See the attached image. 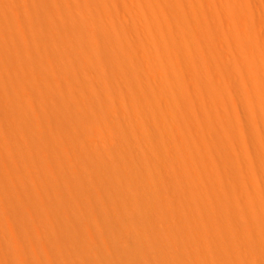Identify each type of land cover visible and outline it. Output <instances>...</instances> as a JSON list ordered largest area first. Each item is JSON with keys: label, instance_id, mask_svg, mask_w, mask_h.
<instances>
[{"label": "bare ground", "instance_id": "obj_1", "mask_svg": "<svg viewBox=\"0 0 264 264\" xmlns=\"http://www.w3.org/2000/svg\"><path fill=\"white\" fill-rule=\"evenodd\" d=\"M132 256L264 264V0H0V264Z\"/></svg>", "mask_w": 264, "mask_h": 264}, {"label": "rangeland", "instance_id": "obj_2", "mask_svg": "<svg viewBox=\"0 0 264 264\" xmlns=\"http://www.w3.org/2000/svg\"><path fill=\"white\" fill-rule=\"evenodd\" d=\"M64 119L66 120V121L64 120L65 123L67 122V123L70 124V125L73 124L72 121L69 122L70 120H69L68 117H67V118H64ZM70 125H69V126H70ZM71 127H72V126H71ZM132 200H133V199H132ZM135 200H136V198H135ZM137 201H139V200L137 199ZM138 216H139V215H138ZM138 216H137V218H138ZM139 217H140V216H139ZM132 218L135 219V218H136V215H135V217H132ZM137 218H136L135 220H136V221H139L140 219H139V218L137 219ZM134 219H132V220L134 221ZM157 236H158V235H157ZM155 238H157V237H155ZM151 254H152V257H154V253H151ZM132 257H134V258H132V260H129V261L133 262L132 264H134V261L137 262L136 264H139V263L141 262L140 259H139L138 257H136V256H132ZM129 258L131 259L130 254H129ZM131 262H129V263L131 264Z\"/></svg>", "mask_w": 264, "mask_h": 264}]
</instances>
